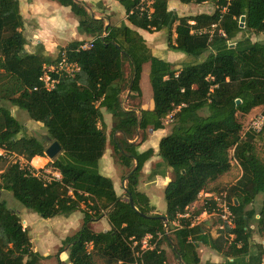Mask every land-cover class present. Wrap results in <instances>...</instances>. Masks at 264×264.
Wrapping results in <instances>:
<instances>
[{
    "label": "trees",
    "instance_id": "16d2710c",
    "mask_svg": "<svg viewBox=\"0 0 264 264\" xmlns=\"http://www.w3.org/2000/svg\"><path fill=\"white\" fill-rule=\"evenodd\" d=\"M53 1L71 8L79 19L78 33L93 40V47L77 51L82 42L75 41L63 49L80 71L46 92L34 88L40 87L43 65L57 59L26 51L19 0H0V192L12 193L28 212L44 219L82 212L81 229L64 240L58 264H97L96 258L105 264H168L163 243L183 264H201L202 245L222 256L220 264H263L264 249L253 247L252 239L255 234L264 238V200L259 212L252 206L258 196L264 197V158L257 152L264 128L259 134L245 133L244 122L264 107V41L252 40L264 33V0H180L217 7L214 13L195 16H180L170 9V0H153L150 17L139 10L144 0H117L133 28L107 26L76 0ZM135 29L167 31L169 48L193 57L194 63L178 70L156 58ZM146 64L154 109L138 114L135 107L125 109L123 94L128 93L130 102L142 97ZM15 108L42 124L49 142L27 133ZM104 113L113 118L110 144L128 170L122 178L125 199L99 169L109 145ZM172 113L171 133L159 144V156L171 169L164 189L166 213L161 216L149 196L138 190L144 167L154 157L153 149L141 152L140 147L145 134L163 130ZM54 142L62 151L50 165L62 178L45 181L30 163L43 159L48 143ZM233 161L241 177L222 188L232 204L233 229L213 234L206 226L185 227L136 257L133 242L163 234L166 222H174L211 183L228 174ZM19 214L0 197V264H42L47 257L33 250ZM104 217L110 230L95 232L92 224ZM65 251L68 262L60 259Z\"/></svg>",
    "mask_w": 264,
    "mask_h": 264
},
{
    "label": "crops",
    "instance_id": "0c3cea01",
    "mask_svg": "<svg viewBox=\"0 0 264 264\" xmlns=\"http://www.w3.org/2000/svg\"><path fill=\"white\" fill-rule=\"evenodd\" d=\"M76 1L83 3L87 11L95 19L104 20L107 26H120L121 24H126L129 27L133 28L128 22L127 19L128 17L124 7L117 0H76ZM19 3H20V14L24 21L23 33L27 41V45L25 48L28 53L30 54L41 53L46 57L47 56L51 57L52 59L53 57L58 58L60 51L65 49L72 42L75 41L83 42V41L91 40L87 36H82L78 33L79 19L73 14L70 7L62 6L53 0H19ZM174 4L175 3H173V5ZM169 7L171 10H178L179 8L176 6V4H175V8H173L171 3L169 4ZM164 31L151 33L144 30H138L139 34L144 38L145 43L147 47L150 49L153 56L173 64L176 69L180 70L184 67L183 64L185 63L183 60H186V57L178 52H175L177 54H172L170 52L172 50L169 48L168 42L166 43V41H163L164 36L160 38L158 35L160 33H164ZM252 40L263 42L264 33L260 35H253ZM148 65L150 68V64H146L143 67V73L141 79L142 97L134 101L136 102V104H133L132 106H128V105L126 106L125 105L126 102L127 103L130 102L128 100V96H126L127 100L125 101L124 104L126 110H128L131 107L132 108L135 107L134 109L139 114L140 110L154 109V104L151 106V96L147 98L149 100L146 101L147 99H145V94L143 89V80L145 79L143 78L144 72ZM104 124L106 130L109 129L112 130L113 118L111 115L104 113ZM148 133H149V137L148 139L146 138V141L140 147V151L144 152L149 149H153L154 157L145 165L144 173L147 174L152 172L151 173L152 176L154 175L155 177V179L152 180L153 181L152 183L155 182L157 183V181L160 182L166 180V182H164L165 186L162 189V193H163L166 185L171 181V169L164 166L165 165L164 161L159 156V144L163 138H165L167 135L171 133V126L170 127L165 126L163 130H158V131L149 130ZM152 139H156L157 141L156 148L150 145ZM152 165H154L153 169H152ZM116 167L118 166L116 165L114 159L112 157L108 158L107 154H105V156L99 163L100 173L105 177L110 178L113 181L117 195L122 199H125L124 189L126 186V181L122 180V183L120 182L121 177L119 176L118 178L117 177L118 174L117 176L115 175ZM226 175H224L223 178H225ZM221 178L217 182L211 183L209 187H211V185L220 186L221 181L223 180V178L222 179ZM238 180H236L235 183ZM235 183H232L231 185H234ZM118 186L121 188L120 191L118 190ZM219 186H216V188ZM139 187L140 184L138 186V190L140 192L146 193L149 196L151 205L154 206V208H156L155 213L159 215H165V213L161 214L158 211L159 207L154 202L152 195L149 193V191L147 189L142 190V188L140 189ZM213 189L209 188V190H205L203 191V193H215ZM197 204L198 203H196L195 206ZM104 221H106L107 227L101 232H105L107 230H110L111 228L106 217H104L100 222L102 223ZM96 224L97 223H93L92 228L95 227ZM206 227L209 228L207 225ZM206 248L208 250H206V252H204L200 256L201 264H205L206 262H213L220 264L223 262V258L220 254L211 250L209 247Z\"/></svg>",
    "mask_w": 264,
    "mask_h": 264
},
{
    "label": "rangeland",
    "instance_id": "374dc122",
    "mask_svg": "<svg viewBox=\"0 0 264 264\" xmlns=\"http://www.w3.org/2000/svg\"><path fill=\"white\" fill-rule=\"evenodd\" d=\"M170 1H171L170 3H171L173 8H175V4L177 7H179L178 10H174V11H176L180 16H195V15L204 14V13L205 14H211V13H214L215 10L217 9V7L211 3H204L201 5H196V4L185 5V4H182L180 2V0H170ZM173 3H175V4L173 5ZM158 35L160 38H162V36H164L163 41H166V43L168 42L167 31H164V33H160ZM170 52L172 54H177V53L172 52V51H170ZM183 55L186 57V60H183L185 63V64H183L184 67L191 66L194 63L195 59L193 57L186 56L185 54H183ZM55 58H57V57H53V60H55ZM126 73H127V75L129 73V66L128 65L126 66ZM149 74H150V68L148 65L145 69V72H144L143 78H145V79L143 80V89H144L145 99H147L151 96V106H152L154 103H153V99H152L153 95H152V88H151L150 81H149ZM126 96H128V93L123 94L124 104H125V101L127 100ZM148 100L149 99H147L146 101H148ZM133 104H136V102H129V103L126 102L125 105L126 106L127 105L132 106ZM14 110H15V116L17 117V119L20 121V123L24 127L27 128V133H29L31 136L39 139L40 141H43V142L48 141L49 142V139L47 136V131L45 130V128L43 127L42 124L36 123V122L30 120L27 112L20 110V109H16V108ZM258 112H259V110H257V109L252 111V113L247 117V120H245L246 122H244V127L247 128V124L249 123V121ZM166 126L170 127L171 125H166ZM106 135H107L108 141H109L108 152H106V154H107L108 158L112 157L114 159L116 165L118 166V167H116L115 175L117 176V174H118L117 177L118 178H119V176L121 177L120 182L122 183V178L125 176V174H127L128 170L126 168H124L119 163L118 158L116 157V155L114 153V148H113L112 144H110L111 129L106 130ZM145 136L148 139L149 133L147 132L145 134ZM140 140H141V138L139 137L136 139V142H139ZM49 144H51V143H49ZM150 145L156 148L157 147L156 139H152ZM257 152L262 158H264V142H260L257 145ZM12 160H14V161L18 160L21 163H25V161L21 158H15ZM51 162H53V160L51 161L47 156H45L43 159H41V158L34 159L33 161H31L30 164L36 170L40 171V174H43L46 177L52 178L55 176V174H54L55 169H53V167H51V165H50ZM153 166L154 165H152V169H153ZM164 166H166V165H164ZM151 173L146 174V173H144V170H143V173L140 176V187L139 188L140 189L142 188V190L147 189L149 191V193L152 195L154 202L159 207V208L157 207L158 211L161 214H163V213H166V206H167L165 198H164V192L162 193V189L165 186L164 182H166V180L160 181V182L157 181V183L156 182L152 183L153 182L152 180L155 179V177H154V175L152 176ZM240 177H241V169L238 166V164L235 161H233L232 162V169L225 176V178L222 177L223 180L221 181V185L220 186L219 185H211V187H209V188L213 189V188H216V186H219L217 190H214L215 193H219L224 189L225 186L229 187L232 183H235V181L238 180ZM119 185H120V183H119ZM118 190L119 191L121 190V188L119 186H118ZM0 197L3 201L6 202L8 207H10L14 211L20 213L19 216L22 220V225L28 231L29 236L32 240L33 250L38 252L40 255H42V256L44 255L47 257V259L43 260L42 264H58L57 253L63 247L64 240L68 237L74 236L81 229L82 222H83L82 212L79 211V212H76L75 214L69 215V216H57V217L52 218V219H44L41 216H39L38 214L28 212L18 201L15 200L12 193L0 192ZM263 198L264 197L262 195L258 196L256 201H255V204L252 206L256 212H259V210L261 209V207L263 205V200H264ZM197 203L198 204H197L196 208L194 209V212L199 213L203 209V199L198 200ZM82 209L87 210L85 206H82ZM155 210H156V208H155ZM190 211H192V208H190ZM161 216H163V215H161ZM100 221H102V220L95 222L97 224L95 225V227H93L94 229L92 228L95 232H101L102 230L106 229V227H107L106 221H104L102 223ZM207 226L209 228H207V227H205V228L213 234H215L217 231H220L218 229L219 222L217 219H212L209 222H207ZM169 237L172 238L173 233H171L169 235ZM252 246L256 247V248L261 246L264 249V238H262L258 234H255L253 236V239H252ZM161 247L167 253L168 264H183L181 262V260L177 257V255L175 254L173 248L169 244L163 243ZM206 250H208L206 247L201 246V248L199 249L200 256L204 252H206ZM68 257H69V255H68V252H66V251L60 255V259L64 262H68ZM96 263L97 264H105L104 261H102L99 258H96ZM263 264H264V260H263Z\"/></svg>",
    "mask_w": 264,
    "mask_h": 264
},
{
    "label": "built area",
    "instance_id": "2783aa9c",
    "mask_svg": "<svg viewBox=\"0 0 264 264\" xmlns=\"http://www.w3.org/2000/svg\"><path fill=\"white\" fill-rule=\"evenodd\" d=\"M229 1V0H228ZM153 0L142 1L139 10L142 13L148 14L150 17L153 13ZM225 10V8L223 9ZM93 47V40L83 41L78 47L77 51L89 50ZM80 71V66L78 63L72 61L69 58L67 50H63L57 60L51 64H44L42 69V74L39 78L40 87H35L34 91L38 89H43L46 92H51L55 90L57 85L60 83L61 79L64 78H74ZM259 112L249 121L247 128L245 127V133H261L264 128V107L258 108ZM164 126L172 125L174 123V114H170L164 120ZM55 176L52 178L46 177L40 172L37 176L43 178L45 181H51L53 179L60 180L61 174L55 170ZM203 193V192H202ZM200 194L199 200L203 199V209L196 213L194 209L196 208L194 203L192 206L188 207L183 214H178L174 222L165 224L164 233H159L155 237L147 235L140 242H133L132 249L135 251L136 257H140L143 252L148 249H153L156 247L157 243L161 241L165 236H169L171 233L184 229L185 227H196V226H206L207 222L212 219H217L219 222L218 229L220 231H225L227 228L233 229L235 226V217L232 212V204L228 199L227 191H221L219 193H203ZM192 208V211H190ZM234 237V236H232ZM140 246L139 251L136 248ZM87 250L89 253L93 250V245L87 244ZM131 264H140L137 260Z\"/></svg>",
    "mask_w": 264,
    "mask_h": 264
},
{
    "label": "water",
    "instance_id": "95a60500",
    "mask_svg": "<svg viewBox=\"0 0 264 264\" xmlns=\"http://www.w3.org/2000/svg\"><path fill=\"white\" fill-rule=\"evenodd\" d=\"M245 18L241 19V27L244 26ZM240 103V102H238ZM62 151V148L58 142H54L48 146V148L45 151V156H47L51 161L54 160ZM130 204L132 207H134V203L132 200H130ZM162 219L166 220L165 217H161Z\"/></svg>",
    "mask_w": 264,
    "mask_h": 264
}]
</instances>
